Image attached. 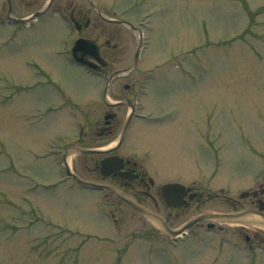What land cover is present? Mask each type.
Returning <instances> with one entry per match:
<instances>
[{"label": "rangeland", "instance_id": "374dc122", "mask_svg": "<svg viewBox=\"0 0 264 264\" xmlns=\"http://www.w3.org/2000/svg\"><path fill=\"white\" fill-rule=\"evenodd\" d=\"M45 1L11 0L12 13L27 15ZM97 2L135 23L146 16L152 27L127 81L145 78L142 92H168L171 103L199 96L206 136L199 167L187 162L188 180L205 196L223 186L222 194L246 202L237 192L264 162V0ZM7 11V0H0V264H264V242L248 243L238 230L251 235L252 229L238 223L215 220L213 229L201 223L173 241L138 215L109 222L96 207L97 194L63 178L59 158L36 157L74 140L77 122L91 127L102 108L103 79L52 52L62 48L57 37L69 33L61 22L47 25L44 16L27 26L8 24ZM89 16L94 23L87 33L99 37L101 20L93 10ZM123 32L126 55L132 36L126 27ZM33 57L38 65H27ZM126 63L121 58L114 67ZM123 79L108 92H119ZM186 111L197 119L196 108ZM223 197L195 202L175 225L198 202L223 210Z\"/></svg>", "mask_w": 264, "mask_h": 264}, {"label": "flooded vegetation", "instance_id": "af4514ba", "mask_svg": "<svg viewBox=\"0 0 264 264\" xmlns=\"http://www.w3.org/2000/svg\"><path fill=\"white\" fill-rule=\"evenodd\" d=\"M75 1L59 3L53 0L50 3L48 15L50 20L47 22L61 21L69 24L71 28L66 34L65 48L61 52L65 55L69 54L70 46L78 37L88 36L87 30L93 24L92 18L89 17L92 8L80 6ZM102 13L104 17H101V23L96 28L100 31L97 39H99L100 55L105 63L97 67L95 72L106 79L114 70L129 65L135 56L136 46L134 45L136 41L141 44V40L137 38L135 28H130L132 38L129 43L133 51L128 49L127 54L124 55L123 27L125 25L109 19L116 17L109 15L113 13L107 7L104 6ZM140 32L143 37V52L148 42L145 26H141ZM121 58H127V63L114 67ZM136 68L114 76L113 82L123 77V80L129 78ZM150 93L156 96L151 107L145 105L143 99L148 92H140L139 88H135L131 82L121 81L119 92H104L102 108L92 117L91 127L80 128L76 139L69 141V143L97 150L90 153H76L71 158V165L74 173L86 180L104 184V189L91 187L72 179L76 185L96 192V207L102 211L104 218L117 224L123 223L128 214L139 215L151 221L131 206L124 197L162 216L169 225L174 224L188 212L195 202L201 200L202 203L208 199L197 189L198 186L187 178L189 174L187 162L193 160L195 166L199 167L197 161L202 156L206 136L203 119H199V116H202L199 96L196 97V105L193 107L197 110V119H195V112L188 116L186 111L188 104L184 102L183 96L175 103H171L167 92ZM187 99L189 101L188 95ZM189 117L195 121L189 123ZM210 133L211 128H208L207 134ZM168 183H179L184 186L176 190L178 193L180 191L186 199L183 206H165L162 203L159 190ZM250 183L246 202L225 195V210H253L252 221L256 226L253 228L252 235H245V238L247 241H264L262 236L264 166ZM192 193L195 195L189 199ZM200 202L195 207L200 208ZM173 209H176L175 214ZM258 221L261 223H257ZM239 231L243 233V229Z\"/></svg>", "mask_w": 264, "mask_h": 264}, {"label": "water", "instance_id": "95a60500", "mask_svg": "<svg viewBox=\"0 0 264 264\" xmlns=\"http://www.w3.org/2000/svg\"><path fill=\"white\" fill-rule=\"evenodd\" d=\"M10 4V3H9ZM72 56L74 57L75 60L77 61H83L86 63H89L90 65H93L92 62H90L87 57H92L97 61H100V55L98 51V46L96 45L94 40L91 39H78L73 48H72ZM88 151L87 149L79 148L76 146H71L70 148L67 149L66 153L69 151ZM68 168V167H67ZM68 173L76 177L74 174H72L69 169ZM77 178V177H76ZM78 179V178H77ZM166 188H170V185L166 186ZM170 203L175 204L176 202L173 200H169ZM138 208L142 209L140 206L134 204ZM240 213H204L200 214L196 217H194L192 220H190L188 223H186L182 228L178 230H172L169 229L168 227L165 226L166 231H168L170 234L174 235L178 232H181L184 228L187 226L191 225L193 222L199 220V219H205V218H220L223 220H228V219H234L237 217Z\"/></svg>", "mask_w": 264, "mask_h": 264}]
</instances>
